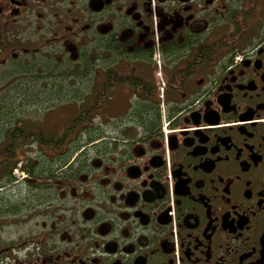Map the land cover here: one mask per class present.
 <instances>
[{"label":"flooded vegetation","instance_id":"1","mask_svg":"<svg viewBox=\"0 0 264 264\" xmlns=\"http://www.w3.org/2000/svg\"><path fill=\"white\" fill-rule=\"evenodd\" d=\"M88 61L95 140L20 149L0 264H264V0H0V74Z\"/></svg>","mask_w":264,"mask_h":264},{"label":"rangeland","instance_id":"2","mask_svg":"<svg viewBox=\"0 0 264 264\" xmlns=\"http://www.w3.org/2000/svg\"><path fill=\"white\" fill-rule=\"evenodd\" d=\"M67 70L71 69H50L49 79L53 81H49V85L45 78L43 81L31 83V87L18 85L23 76L18 79L15 74H0V125L10 120V116H15L23 117L49 130L62 131L77 114L78 106L83 103L88 105L93 100V91L87 86L89 80L62 75L61 72ZM39 151L35 145L28 146L21 150V156H25V160L32 157L33 161L37 157L40 161L37 153ZM54 158L55 156L49 154L50 163ZM14 174L19 182L4 193L10 200H15V196L20 194H35L30 191L34 187L30 188L28 182L34 184L38 182L37 179H30L22 184L20 182L27 178L26 175L21 171H15Z\"/></svg>","mask_w":264,"mask_h":264},{"label":"trees","instance_id":"3","mask_svg":"<svg viewBox=\"0 0 264 264\" xmlns=\"http://www.w3.org/2000/svg\"><path fill=\"white\" fill-rule=\"evenodd\" d=\"M92 67L93 63L88 61V63L85 64L84 70L74 76L77 78H84V80L88 79L89 81L87 83H91L93 75L90 71L92 72ZM95 104L94 99L93 102L88 105L80 104L78 106L77 114L60 132L49 130L31 122L30 120H26L23 117L16 118L15 116H10V120L5 121V123L3 122V124L0 125V188L7 186L14 181L15 178L12 175L13 169L17 167L19 163L22 164L23 160L20 158L22 157L21 155L19 157V152L20 149L26 145L34 144L45 148L51 146L57 149L58 153H62V149L67 148L70 153H73L80 147H83L84 145L87 146L89 143L93 142L95 140L94 137L84 135L83 138L78 139V144L75 145L72 144L69 137L78 127L80 130H84L85 127H82L88 125V122L93 117L92 115L96 108ZM72 147L75 148L72 149ZM39 159L40 161L37 162V165L32 167L29 172L36 177H43L44 172L47 170L46 164L48 163V159L46 155L41 153L39 154ZM56 161H65L62 154H58V159ZM1 178H4L2 182ZM39 193L40 192H38V194Z\"/></svg>","mask_w":264,"mask_h":264}]
</instances>
